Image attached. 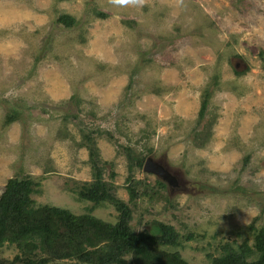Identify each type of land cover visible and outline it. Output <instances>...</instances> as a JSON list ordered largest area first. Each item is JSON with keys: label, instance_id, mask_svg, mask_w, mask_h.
<instances>
[{"label": "rangeland", "instance_id": "374dc122", "mask_svg": "<svg viewBox=\"0 0 264 264\" xmlns=\"http://www.w3.org/2000/svg\"><path fill=\"white\" fill-rule=\"evenodd\" d=\"M60 13L76 25L58 23ZM213 76L205 121L215 119L197 146ZM86 133L124 202L125 147L175 174L165 199L130 205L135 230L152 219L173 225L181 244L167 249L188 264H209L226 240L252 243L249 224L264 225V0H0V194L9 178L30 176L36 205L114 223L111 203L75 191L92 180Z\"/></svg>", "mask_w": 264, "mask_h": 264}, {"label": "trees", "instance_id": "16d2710c", "mask_svg": "<svg viewBox=\"0 0 264 264\" xmlns=\"http://www.w3.org/2000/svg\"><path fill=\"white\" fill-rule=\"evenodd\" d=\"M98 16L107 15L100 12ZM56 21L66 27L77 23L75 17L67 13H60ZM217 80L218 77L213 76L203 90L196 121L197 125L202 124L201 133L195 134L197 146H202L211 135L215 118L207 117L206 121L205 118L210 91L217 87ZM81 146L88 152L92 180L76 187V194L93 204L111 203L117 211L116 221H104L88 212L76 214L58 206L36 205L31 194L38 192L40 183L30 176L11 177L0 194V249L5 244L14 245L17 253L11 259L0 257V264H57L60 261H69V264H188L177 250L167 249L181 244V235L173 225L152 219L139 230L131 226L130 205H136L142 197L150 201L166 198L161 193L166 184L160 178L157 177L153 185L134 178V167L142 168L145 155L125 147L128 176L124 187L128 202H124L114 196L113 184L103 178L105 165L111 163L101 160L95 139L89 133L83 134ZM248 159L245 157L244 162ZM254 221L248 226L253 232L252 243L243 239L234 245L226 240L219 244V255L208 254L209 264H264V225L256 227ZM138 223L141 224V220ZM191 236L185 238L188 240Z\"/></svg>", "mask_w": 264, "mask_h": 264}, {"label": "water", "instance_id": "95a60500", "mask_svg": "<svg viewBox=\"0 0 264 264\" xmlns=\"http://www.w3.org/2000/svg\"><path fill=\"white\" fill-rule=\"evenodd\" d=\"M145 172L153 173L158 178L168 185L169 188L177 186V178L175 174L160 161L154 160L152 157L148 156L142 166Z\"/></svg>", "mask_w": 264, "mask_h": 264}, {"label": "clouds", "instance_id": "9594fccd", "mask_svg": "<svg viewBox=\"0 0 264 264\" xmlns=\"http://www.w3.org/2000/svg\"><path fill=\"white\" fill-rule=\"evenodd\" d=\"M130 257H131V256H129V257H126V258H125V260L129 259Z\"/></svg>", "mask_w": 264, "mask_h": 264}]
</instances>
